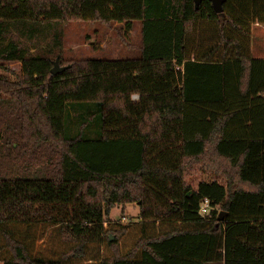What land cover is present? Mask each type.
Returning a JSON list of instances; mask_svg holds the SVG:
<instances>
[{
    "label": "trees",
    "instance_id": "1",
    "mask_svg": "<svg viewBox=\"0 0 264 264\" xmlns=\"http://www.w3.org/2000/svg\"><path fill=\"white\" fill-rule=\"evenodd\" d=\"M79 21H138V55L51 74L62 28ZM253 23L264 0L221 13L209 0H0V66L15 78L0 76V141L36 166L0 170V264H264ZM200 34L205 49L190 51ZM129 203L136 219H108Z\"/></svg>",
    "mask_w": 264,
    "mask_h": 264
},
{
    "label": "rangeland",
    "instance_id": "2",
    "mask_svg": "<svg viewBox=\"0 0 264 264\" xmlns=\"http://www.w3.org/2000/svg\"><path fill=\"white\" fill-rule=\"evenodd\" d=\"M139 25L138 23H136ZM254 24V23H253ZM251 24L250 38H249V52L253 58H264V25L253 27ZM259 24V23H257ZM207 23H202L200 26L206 28ZM199 26V27H200ZM207 29V28H206ZM208 30V29H207ZM62 38V52L52 59V64L57 60L59 67L68 66L65 64L67 61L83 59V58H101V59H118L126 57H135L138 55L139 45V32L137 27L131 24L128 28L125 24H115L112 28L108 29L96 22H70L63 28ZM88 34L92 42L86 41L85 47L83 46L85 35ZM200 35H196L194 42L190 45V51H200L205 49L206 45L200 44ZM9 65V64H8ZM10 71H17L18 64L12 63L8 66ZM5 76L10 80H15L13 74L4 72L0 66V76ZM4 97L0 96V119L6 113L7 105L2 104ZM132 101H136L137 97L132 96ZM12 106V105H11ZM73 119V117H71ZM4 125H0V130L3 132ZM4 140L0 141V170L5 172L10 170L12 174H19L24 169L34 170L35 165L32 163L24 162L25 158L11 152V156L7 155L3 149ZM11 144H9L10 146ZM15 146V145H14ZM9 157H12L9 159ZM15 157V158H14ZM9 172V171H8ZM205 176L197 175L196 181ZM138 216V208L135 203L126 205H115L112 207L108 219L120 220L127 222L128 220L136 219Z\"/></svg>",
    "mask_w": 264,
    "mask_h": 264
},
{
    "label": "water",
    "instance_id": "3",
    "mask_svg": "<svg viewBox=\"0 0 264 264\" xmlns=\"http://www.w3.org/2000/svg\"><path fill=\"white\" fill-rule=\"evenodd\" d=\"M200 1H201V0H193L195 8L198 7ZM209 1H210V3H211V7H212V9L214 10V12H216V13H221V12H222V3H223L225 0H209ZM65 68H66V66H64V67H59L58 64H57V60H55V61L53 62V64H52L51 69H50V73L54 75V74H57V73L63 71ZM222 216H223V214L220 215L219 219H221ZM110 240H112V237L110 238Z\"/></svg>",
    "mask_w": 264,
    "mask_h": 264
},
{
    "label": "crops",
    "instance_id": "4",
    "mask_svg": "<svg viewBox=\"0 0 264 264\" xmlns=\"http://www.w3.org/2000/svg\"><path fill=\"white\" fill-rule=\"evenodd\" d=\"M97 23V22H96ZM136 23H138L139 25H137ZM100 24V23H99ZM115 24H120V25H123L124 23L123 22H115V23H113L112 25H111V27H106V26H103V27H105V28H108V29H110V28H112ZM132 25H134L135 27H137V29H138V32H139V36H140V23L138 22V21H133L132 23H131ZM253 27H256V26H261V24H257V23H254L253 25H252ZM88 37H89V35L88 34H86L85 35V40H84V44H83V46L85 47V45H86V41H88V43L89 42H92L90 39H88ZM140 41V40H139ZM139 44H140V42H139ZM138 47H139V45H138ZM83 59H85V58H83ZM110 59V58H109ZM132 96H136L137 97V95H132ZM131 96V97H132Z\"/></svg>",
    "mask_w": 264,
    "mask_h": 264
},
{
    "label": "built area",
    "instance_id": "5",
    "mask_svg": "<svg viewBox=\"0 0 264 264\" xmlns=\"http://www.w3.org/2000/svg\"><path fill=\"white\" fill-rule=\"evenodd\" d=\"M208 201L207 199H203L201 205H200V208H199V211L198 213L201 215V216H204L206 213H207V210H208Z\"/></svg>",
    "mask_w": 264,
    "mask_h": 264
}]
</instances>
